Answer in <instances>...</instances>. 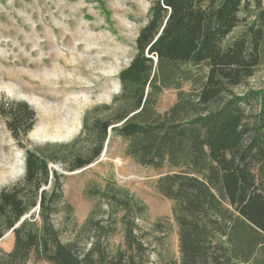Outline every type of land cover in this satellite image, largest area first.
<instances>
[{
	"label": "trees",
	"instance_id": "1",
	"mask_svg": "<svg viewBox=\"0 0 264 264\" xmlns=\"http://www.w3.org/2000/svg\"><path fill=\"white\" fill-rule=\"evenodd\" d=\"M149 9L136 37L135 57L118 76L121 94L114 111L92 125L89 116L84 119V131L95 134L89 156L62 154L63 143L28 148L21 140L34 127V109L25 101L0 100V117L26 152L23 176L0 190V239L11 230L15 239L6 264H27L33 257L50 264L95 263V248L82 256L58 236L52 215L63 197L62 174L51 164L65 162L69 171L91 165L103 153L110 131L131 140L127 152L135 160L155 167L166 161L187 165L198 175L173 173L161 180L165 196L185 206V214L177 216L182 264L218 262L221 258L210 248L216 232L227 236L231 259L247 263L264 250V90L232 95L207 110L264 62V2L153 0ZM239 24L243 29L232 37ZM185 82L194 91L186 92ZM166 88L179 91L172 113L184 107L186 98L190 107L207 111L184 121L159 114L155 107ZM259 93L261 112L251 125L243 104ZM206 219L218 229L210 232ZM126 236L131 248L142 247L133 226L128 225ZM124 258L120 253L107 264H124Z\"/></svg>",
	"mask_w": 264,
	"mask_h": 264
},
{
	"label": "rangeland",
	"instance_id": "2",
	"mask_svg": "<svg viewBox=\"0 0 264 264\" xmlns=\"http://www.w3.org/2000/svg\"><path fill=\"white\" fill-rule=\"evenodd\" d=\"M152 2L0 0V100L25 101L36 114L34 127L22 143L31 149L47 142L63 143L67 148L62 154L90 155L88 145L95 134L84 131V119L89 116L92 125L114 111L112 106L121 94L118 76L135 57L136 37L149 19ZM242 29L239 24L231 36ZM242 81L227 88L207 110L219 108L232 95L263 91L264 62ZM182 88L194 91L187 82ZM178 93L176 88H166L156 111L175 115L179 121L207 111L190 107L186 98L184 107L172 113ZM261 95L243 104L251 125L261 112ZM109 134L103 153L91 165L69 171L65 162L51 164L53 169L59 166L62 174L63 197L52 215L59 238L82 256L95 248L94 264H107L120 253L124 264H182L177 216L185 214V206L165 196L161 180L173 173L198 175L190 173L187 165L175 167L169 161L161 167L145 165L128 154L129 138ZM251 135L249 131L247 138ZM25 155L0 117V190L23 176ZM206 222L210 232L218 229L217 223ZM128 225L133 226L141 250L130 247ZM211 239L212 253L221 258L213 264H264V250L255 260L240 262L230 258L226 235L216 232ZM14 241L10 231L0 239V264L7 263ZM27 264L50 263L33 257Z\"/></svg>",
	"mask_w": 264,
	"mask_h": 264
},
{
	"label": "water",
	"instance_id": "3",
	"mask_svg": "<svg viewBox=\"0 0 264 264\" xmlns=\"http://www.w3.org/2000/svg\"><path fill=\"white\" fill-rule=\"evenodd\" d=\"M54 169L57 170V171H58V170H61V169L59 168V166H57V167L54 166ZM36 208L39 209V205H38ZM29 215H30V214H29ZM29 215H28V216H29ZM24 218H25V217H24ZM18 226H19V224L17 225V227H18ZM10 232H13V230H11Z\"/></svg>",
	"mask_w": 264,
	"mask_h": 264
},
{
	"label": "built area",
	"instance_id": "4",
	"mask_svg": "<svg viewBox=\"0 0 264 264\" xmlns=\"http://www.w3.org/2000/svg\"><path fill=\"white\" fill-rule=\"evenodd\" d=\"M152 259H153V260L156 259V258H155V254H153Z\"/></svg>",
	"mask_w": 264,
	"mask_h": 264
}]
</instances>
